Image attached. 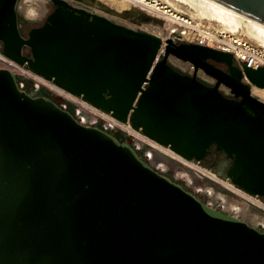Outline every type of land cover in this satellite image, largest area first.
I'll return each mask as SVG.
<instances>
[{
  "label": "water",
  "instance_id": "water-1",
  "mask_svg": "<svg viewBox=\"0 0 264 264\" xmlns=\"http://www.w3.org/2000/svg\"><path fill=\"white\" fill-rule=\"evenodd\" d=\"M21 1L0 0L6 57L188 160L216 148L232 161L224 178L264 196V101L252 91L264 90V67L163 40L84 0H49L52 12L26 37L19 20L38 21L23 17ZM201 1L264 28V0ZM18 82L0 68V264H264L261 227L209 207L124 135L83 126Z\"/></svg>",
  "mask_w": 264,
  "mask_h": 264
},
{
  "label": "built area",
  "instance_id": "built-area-1",
  "mask_svg": "<svg viewBox=\"0 0 264 264\" xmlns=\"http://www.w3.org/2000/svg\"><path fill=\"white\" fill-rule=\"evenodd\" d=\"M119 1L128 3L129 9L137 10L153 19L166 20L164 29L175 26L176 32L174 34L176 35L160 36L163 40L171 38L176 42L194 43L230 53L233 55L236 65L241 69L247 67L257 70L264 67V45L261 43L250 41L235 32L219 31L205 23H196L180 15L170 14L168 6L161 0ZM163 12L165 13L163 14ZM172 16L177 19L176 23L170 21ZM177 61L181 63V66L174 65L180 70L187 74L195 73V68L191 63L178 59ZM184 65L185 67H183ZM0 68L17 76L19 87L30 94L38 93L42 96L44 92L49 98L56 99L58 101L57 105L62 110L70 112L79 124L99 128L112 134L120 133L124 135L127 144L142 159H145L144 161L150 167L161 175L172 173L174 178L192 189L195 194L201 195L209 207L237 217L235 211L224 209L223 200H226L237 205L238 208L247 209L251 215L264 219V201L259 196L246 193L233 185L228 179L222 178L212 170L202 166L200 162L188 160L171 150V148L149 138L141 130H136L129 121H119L110 113L93 106L82 97L67 92L52 81L46 80L25 66L16 63L3 54L1 44ZM197 75L211 84L215 83V80L206 76L202 70H199ZM221 87L223 91L229 93L226 87ZM210 195H218L223 200H210ZM262 229L264 230V227Z\"/></svg>",
  "mask_w": 264,
  "mask_h": 264
},
{
  "label": "bare ground",
  "instance_id": "bare-ground-1",
  "mask_svg": "<svg viewBox=\"0 0 264 264\" xmlns=\"http://www.w3.org/2000/svg\"><path fill=\"white\" fill-rule=\"evenodd\" d=\"M28 2H31V0H27ZM26 1V2H27ZM36 1V0H35ZM101 2L119 10L122 11L124 9H128L129 5L126 2H119L117 0H100ZM164 3L168 4L170 7H173L176 11H179V6L176 2L184 3L190 5L196 12V16H199L200 18H206V19H214L221 23V27L224 31L229 32H236L238 30H245L250 37L256 39L258 42L264 45V28H261L259 26H256L253 22H251L249 19L242 17L240 15H235L231 13H226L221 10L215 9L208 4L204 3L201 0H161ZM25 2V3H26ZM49 3V0H39L34 2L36 4L37 9H31L27 11L29 4H23L24 7L21 8V13L24 18L30 19V20H41L46 13L47 8L46 5ZM37 10V11H36ZM165 12H163L164 14ZM172 23H176L177 19L173 18V16L170 18ZM155 30L154 33L161 37H167L169 35H176L174 34L176 32L175 26H171L169 28H160V27H153ZM172 62L175 65L181 66V63L177 61V59L172 58ZM183 65V64H182ZM185 67V65L183 66ZM253 95L258 97L260 100L264 101V90L253 88ZM210 200H219L222 199L220 196L216 195H210ZM223 200V199H222ZM223 203L225 205L226 211H235V215L244 221L250 223L251 225L264 227V219L263 218H257L253 215H251L247 209L238 208L237 205L232 204L229 201L223 200Z\"/></svg>",
  "mask_w": 264,
  "mask_h": 264
},
{
  "label": "rangeland",
  "instance_id": "rangeland-1",
  "mask_svg": "<svg viewBox=\"0 0 264 264\" xmlns=\"http://www.w3.org/2000/svg\"><path fill=\"white\" fill-rule=\"evenodd\" d=\"M27 0H22L21 3H20V9L24 7L23 4H29L30 6L28 7L27 11L31 10V9H37V6L36 4H34V2L36 1H39V0H31V2H26ZM98 2H100L101 4L105 5L106 7H108L110 10H113L115 11L117 14L115 13H111V12H108V11H104L102 10L100 7H97V6H92L93 8L97 9L101 14H104V15H107L109 17H112L113 19L117 20V21H120L128 26H131L133 28H137L139 30H143V31H147V32H150V33H154V29L153 27H160V28H164V25L166 23V20H158V19H153L151 18L150 16L148 15H145L147 17H149L151 20H148V21H145V22H141V23H134L130 20H127V19H124V18H121L119 16L120 13H123L125 11H131V9H124L122 11H119L103 2H101L100 0H96ZM119 1V0H117ZM26 2V3H25ZM120 2V1H119ZM84 3L86 5H89L87 0H84ZM174 3H177L178 6H179V11L175 10L173 7H170L168 4L164 3L165 5L168 6V10L170 11L169 13L170 14H173V15H180L181 17H184L185 19H188L189 21H194L196 23H205L207 25H210L212 28H215L219 31H222V27H221V23L218 22L217 20H214V19H206V18H200L199 16H196L197 12L188 4H184V3H180V2H174ZM91 6V5H89ZM46 8H47V13H51V11L53 10V6L52 4L50 3H47L46 5ZM49 10V11H48ZM21 11V10H20ZM37 11V10H36ZM46 13V14H47ZM30 20V19H29ZM33 21H37V20H33ZM235 33H238L240 35H242L243 37H245L246 39L250 40V41H253V42H257V43H260L258 42L256 39L250 37L249 35H247L248 33L245 31V30H238L236 31ZM255 88V87H254ZM258 89V88H257Z\"/></svg>",
  "mask_w": 264,
  "mask_h": 264
},
{
  "label": "flooded vegetation",
  "instance_id": "flooded-vegetation-1",
  "mask_svg": "<svg viewBox=\"0 0 264 264\" xmlns=\"http://www.w3.org/2000/svg\"><path fill=\"white\" fill-rule=\"evenodd\" d=\"M49 14H50V12L47 13L43 18H41V20H37L38 22L35 23V24L28 23L25 20L20 19L19 20V27H20L21 33L27 37L29 31L32 28H34V27L41 26L44 23L45 19L47 18V16ZM24 53L26 55H28V53H29L28 49H26ZM220 68H222L223 70H226V67H224V66H220ZM204 81L207 82V83H209L206 80H204ZM28 90L30 91V89H28ZM33 96L34 97H41V95H39L38 93H34ZM51 99L54 102L58 103V101L56 99H54V98H51ZM143 160H145V159H143ZM200 163L205 168L212 170L213 172H215L216 174H218L220 177L224 178V175H225L226 171L228 170V168L231 166L232 161L223 152L218 151L216 148L213 147V148H211L208 151L207 155L204 157V159ZM166 176H168L169 179H171L172 181L181 182L178 179L174 178L172 173L167 174ZM187 188H188L189 192L195 194L192 189H190L189 187H187ZM195 195H197V194H195ZM197 196L198 197H201L203 199V197L201 195H197ZM260 198L264 201V196L263 197H260Z\"/></svg>",
  "mask_w": 264,
  "mask_h": 264
},
{
  "label": "trees",
  "instance_id": "trees-1",
  "mask_svg": "<svg viewBox=\"0 0 264 264\" xmlns=\"http://www.w3.org/2000/svg\"><path fill=\"white\" fill-rule=\"evenodd\" d=\"M87 2L91 6H97V7H100L104 11H108V12L117 14L115 11L110 10L108 7H106L105 5L101 4L100 2H98L96 0H87ZM119 16L121 18L130 20L134 23H141V22L151 20L149 17L145 16L143 13H141L137 10L125 11L123 13H120Z\"/></svg>",
  "mask_w": 264,
  "mask_h": 264
}]
</instances>
